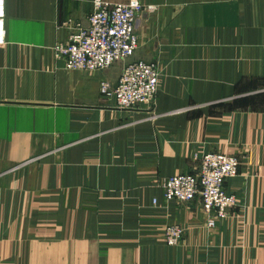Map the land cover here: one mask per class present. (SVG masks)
Instances as JSON below:
<instances>
[{"label": "crops", "instance_id": "0c3cea01", "mask_svg": "<svg viewBox=\"0 0 264 264\" xmlns=\"http://www.w3.org/2000/svg\"><path fill=\"white\" fill-rule=\"evenodd\" d=\"M140 1L134 56L85 73L53 49L95 0H6L0 264H264V0ZM135 62L158 66L156 102L123 110L102 86ZM210 153L241 161L240 205L213 229L161 186Z\"/></svg>", "mask_w": 264, "mask_h": 264}, {"label": "built area", "instance_id": "2783aa9c", "mask_svg": "<svg viewBox=\"0 0 264 264\" xmlns=\"http://www.w3.org/2000/svg\"><path fill=\"white\" fill-rule=\"evenodd\" d=\"M95 10L86 25L69 24L67 42L56 44L54 53L65 61L71 71L97 73L110 69L115 63L127 61L139 48L136 22L140 14L152 12L140 0L108 4L95 0ZM6 40V0H0V46ZM159 89V68L146 62L125 66L117 85L103 84L102 94L113 98L119 108L130 109L151 106L156 102ZM240 162L225 154H209L201 160L196 175H176L163 180V197L167 202L190 203L199 199L207 225L214 228L219 220L229 216L236 206L235 195L226 191V183L239 174ZM178 225L168 226L164 240L175 245L183 237Z\"/></svg>", "mask_w": 264, "mask_h": 264}, {"label": "rangeland", "instance_id": "374dc122", "mask_svg": "<svg viewBox=\"0 0 264 264\" xmlns=\"http://www.w3.org/2000/svg\"><path fill=\"white\" fill-rule=\"evenodd\" d=\"M125 63V61H121V62H117V63H115L114 64V66L116 67H118L119 65L122 67V64H124ZM126 64V63H125ZM113 66V67H114ZM85 73H87V72H85ZM105 84H108V83H105ZM134 108H139V107H134ZM134 108H130V109H134ZM130 109H123V110H130ZM210 154H219V153H210ZM220 154H222V153H220ZM207 155H209V154H206V155H204L203 157H202V159L205 157V156H207ZM225 155H228V154H225ZM229 156H233V155H229ZM233 157H236V156H233ZM238 160H239V162H240V168H239V174H240V170H241V161H240V159L238 158V157H236ZM201 159V160H202ZM239 174H238V176H239ZM180 175H183V174H180ZM184 175H191V174H184ZM194 176V175H193ZM172 177V176H171ZM170 178V177H169ZM236 178V177H235ZM165 180V179H164ZM226 189V188H225ZM226 191H227V189H226ZM228 192V191H227ZM229 193V192H228ZM236 196V195H235ZM236 198H237V204H236V206L235 207H233V208H236V207H238L239 205H240V203H239V199H238V197L236 196ZM232 208V209H233ZM231 209V210H232ZM230 210V211H231ZM229 215H230V212H229ZM229 217V216H228ZM208 220V219H207ZM208 222V221H207ZM217 224V223H216ZM174 225H177V224H174ZM171 226V225H170ZM178 226H180L183 230H184V233H183V237H182V239L178 242V243H176L175 245H169V244H167L166 242H165V240H164V242H165V244L167 245V246H171V247H175V246H178V245H180L181 243H183L184 242V240H185V237H186V230L181 226V225H178ZM216 226V225H215ZM207 227H208V225H207ZM209 228V227H208ZM167 229V228H166ZM209 229H211V228H209ZM213 229V228H212ZM164 235H165V233H164Z\"/></svg>", "mask_w": 264, "mask_h": 264}]
</instances>
